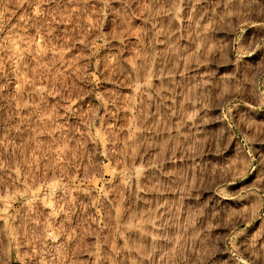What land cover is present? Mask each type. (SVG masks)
<instances>
[{
    "label": "rangeland",
    "instance_id": "rangeland-1",
    "mask_svg": "<svg viewBox=\"0 0 264 264\" xmlns=\"http://www.w3.org/2000/svg\"><path fill=\"white\" fill-rule=\"evenodd\" d=\"M0 264H264V0H0Z\"/></svg>",
    "mask_w": 264,
    "mask_h": 264
}]
</instances>
